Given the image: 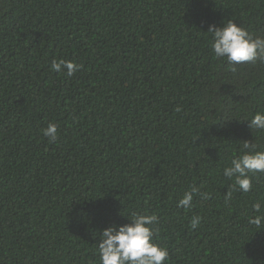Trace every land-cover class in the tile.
<instances>
[{"label": "trees", "instance_id": "trees-1", "mask_svg": "<svg viewBox=\"0 0 264 264\" xmlns=\"http://www.w3.org/2000/svg\"><path fill=\"white\" fill-rule=\"evenodd\" d=\"M229 20L264 35V0H0V264H100L133 213L158 216L166 264H264V174L225 197L242 143L264 150V63L211 48ZM192 185L209 198L177 207Z\"/></svg>", "mask_w": 264, "mask_h": 264}, {"label": "clouds", "instance_id": "clouds-1", "mask_svg": "<svg viewBox=\"0 0 264 264\" xmlns=\"http://www.w3.org/2000/svg\"><path fill=\"white\" fill-rule=\"evenodd\" d=\"M212 34L211 48L215 58L226 60L231 65L249 62L264 63V35H254L247 29L229 20L222 27L210 26ZM82 65L73 61L60 59L51 62V69L57 73L73 76ZM235 71V68L232 69ZM250 128L264 130V113L257 112L249 122ZM58 128L55 123H49L43 130V135L50 143L57 141ZM238 156L231 160V166L223 169L228 179L235 178L231 191H227L226 199H231L232 191L247 193L252 190L253 176L264 174V150H258V145L245 141ZM203 185H192L178 200L177 207L190 209L195 196L207 200L208 193L202 191ZM255 215L249 217V224L264 228V200L253 204ZM129 223L113 225L103 230L98 243L100 264H166L169 251L158 244L154 237L156 230L152 225L158 223L156 214L133 213L127 218ZM201 217L193 216L190 227L197 229Z\"/></svg>", "mask_w": 264, "mask_h": 264}]
</instances>
